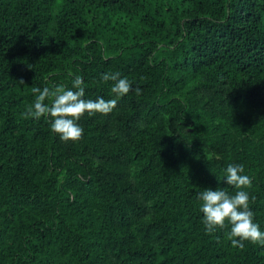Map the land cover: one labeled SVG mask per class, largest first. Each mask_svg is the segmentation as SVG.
Instances as JSON below:
<instances>
[{
  "label": "trees",
  "instance_id": "16d2710c",
  "mask_svg": "<svg viewBox=\"0 0 264 264\" xmlns=\"http://www.w3.org/2000/svg\"><path fill=\"white\" fill-rule=\"evenodd\" d=\"M76 75L117 104L64 142L22 114ZM229 164L264 231V0H0V264H264L202 223Z\"/></svg>",
  "mask_w": 264,
  "mask_h": 264
},
{
  "label": "clouds",
  "instance_id": "9594fccd",
  "mask_svg": "<svg viewBox=\"0 0 264 264\" xmlns=\"http://www.w3.org/2000/svg\"><path fill=\"white\" fill-rule=\"evenodd\" d=\"M101 79L103 82H114L111 92L116 97H123L132 90L131 82L126 77L121 78L119 72L102 73ZM20 82L23 83V80ZM83 84V78L76 75L71 89H65L62 85L43 89L33 87L32 92L37 94L35 101L22 115L25 119L31 117L37 120L47 117L50 119L51 131L57 134L61 141H79L83 137V128L78 121L85 113L89 116L96 113L108 115L117 104L116 99L105 100L103 97L84 99ZM135 91L137 95L140 94L139 87ZM46 100H50V104L45 103ZM242 173V164H229L225 169L224 181L238 189L234 195L223 189L212 188H205L198 193V199L201 201L200 212L203 214L202 223L207 233L230 225L227 237L232 247L243 249L244 241L264 247V231L254 222L255 214L250 207L255 197H250L248 192L242 190L250 188L252 180Z\"/></svg>",
  "mask_w": 264,
  "mask_h": 264
}]
</instances>
